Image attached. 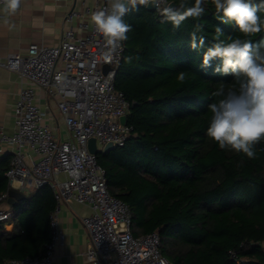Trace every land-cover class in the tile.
I'll use <instances>...</instances> for the list:
<instances>
[{
  "label": "trees",
  "instance_id": "16d2710c",
  "mask_svg": "<svg viewBox=\"0 0 264 264\" xmlns=\"http://www.w3.org/2000/svg\"><path fill=\"white\" fill-rule=\"evenodd\" d=\"M138 7L124 17L132 31L115 79L132 103L127 123L133 135L97 154L109 190L130 205L134 235L158 231L160 250L172 264H264V140L249 159L221 150L206 136L208 105L216 99L211 93L232 87L234 79L205 69L203 52L214 42L217 25L225 41L244 37L220 23L210 0L201 18H189L179 29L161 23L156 10ZM196 24L203 25L207 43L192 51L189 33ZM250 38L256 42L264 31ZM11 159L0 160V204L12 189L5 174ZM24 193L11 206L13 230L0 231L1 264L42 256L52 238L53 188Z\"/></svg>",
  "mask_w": 264,
  "mask_h": 264
},
{
  "label": "built area",
  "instance_id": "2783aa9c",
  "mask_svg": "<svg viewBox=\"0 0 264 264\" xmlns=\"http://www.w3.org/2000/svg\"><path fill=\"white\" fill-rule=\"evenodd\" d=\"M169 4L170 0H163L160 8ZM107 5L108 0H96L93 9L71 10L66 21L72 23L78 18V29H66L58 44L32 43L27 55L10 52L0 60L1 67L16 72L27 83L22 84L15 107L16 129L12 133L0 129V143L16 147L5 173L9 184L22 192L50 185L57 199L50 215L53 234L45 253L3 264H52L56 243L63 238L60 205L74 201L92 209L81 219L91 239L85 254L92 264H172L160 250L158 231L134 235L130 205L110 192L106 171L97 154L89 150L91 138L97 140L100 149L108 142L123 146L134 131L133 125L121 120L132 103L115 85L126 42L112 62L106 63L103 37L85 20L86 15ZM107 64L110 68L105 72ZM35 86L56 100L70 138H60L44 123L45 111L36 101ZM14 213L13 207L0 209V229Z\"/></svg>",
  "mask_w": 264,
  "mask_h": 264
},
{
  "label": "clouds",
  "instance_id": "9594fccd",
  "mask_svg": "<svg viewBox=\"0 0 264 264\" xmlns=\"http://www.w3.org/2000/svg\"><path fill=\"white\" fill-rule=\"evenodd\" d=\"M163 0H108L105 8L91 13L90 22L104 40L103 59L111 63L122 49V42L132 31L124 17L138 6L152 7L161 14V23H170L179 29L189 18L199 19L205 13L206 0H179L176 5L160 8ZM22 0H0V17L10 27L8 19L17 14ZM221 24H230L244 38L221 39L223 29L215 27L214 42L202 56V66L213 74L232 76V87H218L211 93L216 99L208 105L209 124L206 136L221 150L243 153L255 158V145L264 140V38L256 42L250 37L264 31V0H210ZM203 25L196 24L189 33V47L198 51L205 47L207 39L201 33ZM129 61L131 58H128ZM214 60L219 63L213 65ZM180 81L185 73L178 74ZM61 77H57L60 80Z\"/></svg>",
  "mask_w": 264,
  "mask_h": 264
},
{
  "label": "crops",
  "instance_id": "0c3cea01",
  "mask_svg": "<svg viewBox=\"0 0 264 264\" xmlns=\"http://www.w3.org/2000/svg\"><path fill=\"white\" fill-rule=\"evenodd\" d=\"M95 3L96 0H22L17 14L8 18L14 27L6 25L4 18H0V60L10 52L27 55L32 43L58 44L66 29H78V18L72 23L66 21L69 12L73 9L84 12L88 7L93 9ZM90 16L91 14L86 15L85 19L89 23ZM22 84L27 83H23L16 72L0 66V129L8 133L16 129L15 107ZM35 91L36 101L45 111L44 123L60 138H70L71 134L56 100L49 99L44 89L35 86ZM15 150L16 147L12 144L0 143V160L11 156ZM30 156L36 158L32 153ZM11 206L6 200L0 204V209ZM91 213L92 209L87 204L75 201L61 203L58 217L63 238L56 243L52 264H92L85 254L91 243L90 235L81 221ZM13 227L14 222L9 219L0 231L10 232Z\"/></svg>",
  "mask_w": 264,
  "mask_h": 264
},
{
  "label": "water",
  "instance_id": "95a60500",
  "mask_svg": "<svg viewBox=\"0 0 264 264\" xmlns=\"http://www.w3.org/2000/svg\"><path fill=\"white\" fill-rule=\"evenodd\" d=\"M169 5H176L173 1L170 2ZM148 10H155L154 8L152 7H146ZM110 68V65L107 64L105 65V72H107ZM122 122H126L127 121V116H123L121 118ZM89 150L92 152V153H95V154H98L99 152H108V151H111L112 149L116 148V145L115 143L113 142H108L104 145V147L102 149L98 148V144H97V140L95 138H91L89 140ZM26 197L25 193L20 191V190H16V189H11L10 193H9V198H8V201L11 205H13L15 202H17L18 200L22 199Z\"/></svg>",
  "mask_w": 264,
  "mask_h": 264
},
{
  "label": "rangeland",
  "instance_id": "374dc122",
  "mask_svg": "<svg viewBox=\"0 0 264 264\" xmlns=\"http://www.w3.org/2000/svg\"><path fill=\"white\" fill-rule=\"evenodd\" d=\"M100 153V152H99Z\"/></svg>",
  "mask_w": 264,
  "mask_h": 264
}]
</instances>
